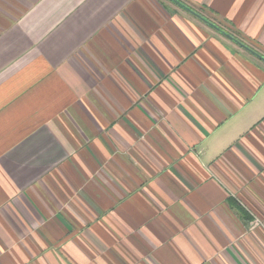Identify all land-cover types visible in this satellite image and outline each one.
<instances>
[{
	"label": "crops",
	"instance_id": "1",
	"mask_svg": "<svg viewBox=\"0 0 264 264\" xmlns=\"http://www.w3.org/2000/svg\"><path fill=\"white\" fill-rule=\"evenodd\" d=\"M0 0V264H264V0Z\"/></svg>",
	"mask_w": 264,
	"mask_h": 264
},
{
	"label": "water",
	"instance_id": "2",
	"mask_svg": "<svg viewBox=\"0 0 264 264\" xmlns=\"http://www.w3.org/2000/svg\"><path fill=\"white\" fill-rule=\"evenodd\" d=\"M173 1H175L176 3H178L179 5H182V4H180L178 1H176V0H173ZM183 7H185L184 5H182ZM186 8V7H185Z\"/></svg>",
	"mask_w": 264,
	"mask_h": 264
}]
</instances>
